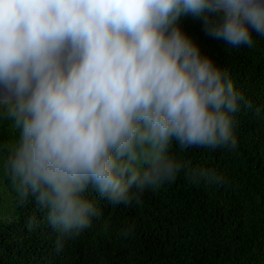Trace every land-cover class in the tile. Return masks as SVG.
Here are the masks:
<instances>
[{
    "label": "clouds",
    "instance_id": "clouds-1",
    "mask_svg": "<svg viewBox=\"0 0 264 264\" xmlns=\"http://www.w3.org/2000/svg\"><path fill=\"white\" fill-rule=\"evenodd\" d=\"M186 17L231 49L264 37V0H0V109L18 134L4 171L46 210L58 251L99 217L89 189L129 207L182 171L224 182L169 152L235 150L233 114L252 107Z\"/></svg>",
    "mask_w": 264,
    "mask_h": 264
},
{
    "label": "trees",
    "instance_id": "trees-1",
    "mask_svg": "<svg viewBox=\"0 0 264 264\" xmlns=\"http://www.w3.org/2000/svg\"><path fill=\"white\" fill-rule=\"evenodd\" d=\"M181 27L252 105L242 101L233 114L235 150H181L175 142L169 149L224 182L193 183L182 171L129 207H113L89 189L84 198L100 215L58 251L46 210L32 196L21 202L5 174L18 134L0 109V264H264V37L253 34L252 48L231 49L206 36L199 20L183 18Z\"/></svg>",
    "mask_w": 264,
    "mask_h": 264
}]
</instances>
